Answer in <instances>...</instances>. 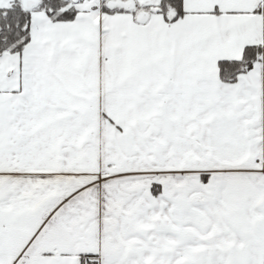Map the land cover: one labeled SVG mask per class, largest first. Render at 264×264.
I'll use <instances>...</instances> for the list:
<instances>
[{
    "label": "snow or ice",
    "instance_id": "obj_1",
    "mask_svg": "<svg viewBox=\"0 0 264 264\" xmlns=\"http://www.w3.org/2000/svg\"><path fill=\"white\" fill-rule=\"evenodd\" d=\"M0 264H264V0H0Z\"/></svg>",
    "mask_w": 264,
    "mask_h": 264
}]
</instances>
